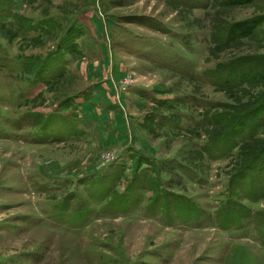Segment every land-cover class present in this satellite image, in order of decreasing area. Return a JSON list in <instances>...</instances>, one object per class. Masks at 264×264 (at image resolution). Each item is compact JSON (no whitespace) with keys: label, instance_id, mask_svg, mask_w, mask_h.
<instances>
[{"label":"rangeland","instance_id":"rangeland-1","mask_svg":"<svg viewBox=\"0 0 264 264\" xmlns=\"http://www.w3.org/2000/svg\"><path fill=\"white\" fill-rule=\"evenodd\" d=\"M263 106L264 0H0V264H264Z\"/></svg>","mask_w":264,"mask_h":264},{"label":"trees","instance_id":"trees-1","mask_svg":"<svg viewBox=\"0 0 264 264\" xmlns=\"http://www.w3.org/2000/svg\"><path fill=\"white\" fill-rule=\"evenodd\" d=\"M230 1L232 4H241V3H248L252 0H230ZM254 26H255V23L252 19H245V20L234 22L229 27V31L231 33H233L234 35H236L237 37H242V36L249 34L252 31ZM261 107H262V105L258 104V105L254 106V109L259 110ZM246 116H247V114L244 116V118ZM239 123H240V125H238V126L242 127L244 125V124H242V123H244V120L239 122Z\"/></svg>","mask_w":264,"mask_h":264}]
</instances>
